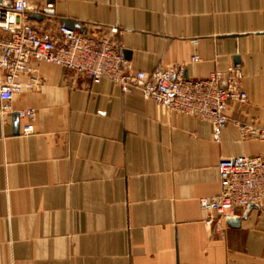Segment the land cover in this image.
<instances>
[{"label":"crops","instance_id":"0c3cea01","mask_svg":"<svg viewBox=\"0 0 264 264\" xmlns=\"http://www.w3.org/2000/svg\"><path fill=\"white\" fill-rule=\"evenodd\" d=\"M30 1L52 4L41 25L116 26L132 71L181 66L201 79L237 66L248 100L229 103L215 139L209 121L137 89L32 61L33 88L0 99V264H264V206L217 228L200 205L220 193L221 158L264 156L234 122L264 128V0Z\"/></svg>","mask_w":264,"mask_h":264},{"label":"built area","instance_id":"2783aa9c","mask_svg":"<svg viewBox=\"0 0 264 264\" xmlns=\"http://www.w3.org/2000/svg\"><path fill=\"white\" fill-rule=\"evenodd\" d=\"M51 3L42 6L30 0H12L10 8L0 9V99L10 102L14 96L36 83L32 61L51 63L87 76L93 83L103 78L114 81L123 92L137 89L171 111L209 121L215 139L231 121L227 114L230 102L245 104L243 73L234 65L216 70L208 77L190 79L183 68L160 65L151 73L132 71L114 41L116 26L105 34H84L62 23L39 24L30 19L33 12L44 13ZM196 60L197 57H193ZM28 80L22 82V77ZM5 109L10 108L8 104ZM26 120L22 131H33L34 110L18 111ZM242 137L264 141V128L247 121H234ZM220 193L200 200L211 216L208 222L227 220L238 209L250 204L264 206V156L239 155L221 158L217 164Z\"/></svg>","mask_w":264,"mask_h":264},{"label":"water","instance_id":"95a60500","mask_svg":"<svg viewBox=\"0 0 264 264\" xmlns=\"http://www.w3.org/2000/svg\"><path fill=\"white\" fill-rule=\"evenodd\" d=\"M11 6H12V0H0V9L1 8H10ZM45 14H46L45 12L44 13L33 12V13L30 14V19H32V20L33 19L40 20V19L45 17ZM62 24L64 26L68 27V28H71V29H74L75 27H77V23L74 22V21H70V20H64L62 22ZM125 52L126 51H123L124 56H125ZM15 115L17 116V114H15Z\"/></svg>","mask_w":264,"mask_h":264}]
</instances>
